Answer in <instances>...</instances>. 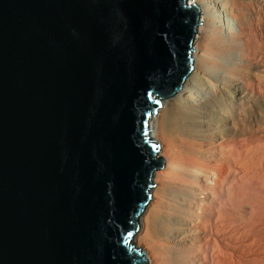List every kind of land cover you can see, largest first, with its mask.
Here are the masks:
<instances>
[{"label": "water", "instance_id": "1", "mask_svg": "<svg viewBox=\"0 0 264 264\" xmlns=\"http://www.w3.org/2000/svg\"><path fill=\"white\" fill-rule=\"evenodd\" d=\"M189 6L0 0V264H147L148 125L193 69Z\"/></svg>", "mask_w": 264, "mask_h": 264}, {"label": "bare ground", "instance_id": "2", "mask_svg": "<svg viewBox=\"0 0 264 264\" xmlns=\"http://www.w3.org/2000/svg\"><path fill=\"white\" fill-rule=\"evenodd\" d=\"M188 2L201 9L196 33L203 40L192 49L193 72L149 121L150 140L163 146L156 158L165 163L153 174V201L138 220L142 227L133 242L147 264H202L207 254L210 264H260V239L247 226L260 221L251 210L249 184L264 185V100L251 98L246 84L238 83L252 69L264 73V61L243 68L217 61L216 55L242 58L241 36L236 27L221 24L214 0ZM257 17L253 11L236 15L242 24ZM236 170L237 186L218 193L215 181ZM250 239L255 251L249 250Z\"/></svg>", "mask_w": 264, "mask_h": 264}, {"label": "rangeland", "instance_id": "3", "mask_svg": "<svg viewBox=\"0 0 264 264\" xmlns=\"http://www.w3.org/2000/svg\"><path fill=\"white\" fill-rule=\"evenodd\" d=\"M260 1L263 3V5L256 7L257 8L256 9L253 6L246 5L243 3H235L233 1H230L227 3L226 0H214V7L216 8V11H217L216 16H218L221 24H224V25L228 24L231 27L232 26L236 27V30H238L237 32L239 33V36H241V40L237 41V43L242 48V56H241L242 58H240V56H234L235 57L234 59H229L228 56L224 57V55H216L214 57L218 58L216 59L217 61L223 62V63L227 62L228 66H230V62H232L240 66V68H243L245 64L246 66H251L252 64H260V62L264 61V0H260ZM186 2L189 4L188 0H186ZM223 2H226L227 5H223ZM239 11L244 12V13L253 11L254 13L258 14V17H257L258 20L253 18L248 23L242 24L236 19L237 12ZM200 18H201V9H200L199 19ZM215 33H217V31H215ZM202 40H203V36L202 38L198 39L197 35H195L194 40L192 42V49H194V52H195L196 45L199 42H202ZM192 72H193V69L191 73ZM263 74L264 73L260 74L257 71L252 69V71L247 72V77L244 80H240V83L238 84H246V87L249 89L251 98H259V99L264 100V75ZM222 84L223 82H215V85L217 86H222ZM198 98L200 100L202 96L199 95ZM160 109L162 108L160 107L156 110L154 117H157L159 115L158 112ZM263 125H264V122H263ZM262 136L264 137V133L262 134ZM158 145H159V148L163 147L160 142H158ZM162 169L157 170V171H162ZM237 173H238V170L230 172L228 175H222L215 181L216 186L218 188L217 190L218 193H220V190L222 188H226V186H233V187L237 186V181H236ZM249 187H250L249 192H250L251 210L255 214L258 215V218L260 219V221L256 224L250 221L249 225L247 226V230L255 234L260 239L261 249H258V250L260 251V257L262 260L261 259L259 260L261 261L260 264H264V185L260 183H256V182H251L249 184ZM151 197H150L149 203L146 206V208H148L149 204L153 201L152 200L153 198ZM144 213H145V210L142 213V216ZM141 227H142L141 221H139V229L134 235L133 241L135 240V238H137V235ZM207 232L208 230L204 229L202 232V235L206 234ZM249 241L252 242L251 245H249V250L255 251L256 248H258L256 247L254 243L255 240L250 239ZM133 244L136 245L134 242ZM198 246L201 249L205 247V241L202 240V242ZM206 256L207 258L205 260H203V258L201 259L202 264H210L208 261L209 255L207 254Z\"/></svg>", "mask_w": 264, "mask_h": 264}, {"label": "snow or ice", "instance_id": "4", "mask_svg": "<svg viewBox=\"0 0 264 264\" xmlns=\"http://www.w3.org/2000/svg\"><path fill=\"white\" fill-rule=\"evenodd\" d=\"M157 146L156 145H153V148H156ZM132 234L129 233L128 236L130 237ZM125 243H127V240H125Z\"/></svg>", "mask_w": 264, "mask_h": 264}]
</instances>
